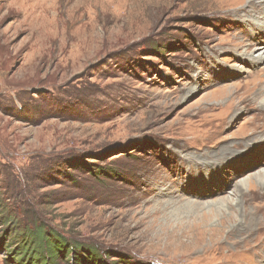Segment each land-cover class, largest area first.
<instances>
[{"label":"rangeland","instance_id":"obj_1","mask_svg":"<svg viewBox=\"0 0 264 264\" xmlns=\"http://www.w3.org/2000/svg\"><path fill=\"white\" fill-rule=\"evenodd\" d=\"M260 10L0 0V264L17 222L97 254L58 264H264Z\"/></svg>","mask_w":264,"mask_h":264},{"label":"trees","instance_id":"obj_2","mask_svg":"<svg viewBox=\"0 0 264 264\" xmlns=\"http://www.w3.org/2000/svg\"><path fill=\"white\" fill-rule=\"evenodd\" d=\"M7 202H0V221L3 224L7 223L9 219H14L13 210L6 206ZM11 231L13 232V243H18L11 252L12 257L18 262L17 264H24L25 262L26 264H58L59 259L69 261L68 257L66 258L68 253H71L73 261L81 259L80 256L86 257L88 255L87 257L91 260L97 256L96 251H93L90 246L85 247L80 245L78 241H72L57 231L45 229L43 224L34 225L29 230L21 222H17L13 223Z\"/></svg>","mask_w":264,"mask_h":264},{"label":"bare ground","instance_id":"obj_3","mask_svg":"<svg viewBox=\"0 0 264 264\" xmlns=\"http://www.w3.org/2000/svg\"><path fill=\"white\" fill-rule=\"evenodd\" d=\"M251 17H252L251 21H253L254 25H256L257 27L262 28V30H264V11L260 10V12H257V13L253 12V14H251ZM253 49H254V52L251 54V57L256 62L264 60V44L259 46L257 49H255V47H253ZM253 88H254L255 99H257L260 102V105L264 107V83L263 84L258 83ZM263 112H264V109L261 111L260 117L259 118L257 117L259 120V123L252 129L253 131H255L254 129H257V127L264 126V113ZM257 176H258L261 184L264 186V171L261 174H258ZM238 193H240V191L238 189H235L233 196L237 197L236 194H238ZM260 197L264 199V191H262V193H260Z\"/></svg>","mask_w":264,"mask_h":264}]
</instances>
